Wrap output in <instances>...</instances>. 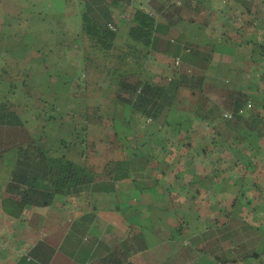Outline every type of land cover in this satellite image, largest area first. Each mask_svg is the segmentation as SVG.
Here are the masks:
<instances>
[{"label": "crops", "instance_id": "0c3cea01", "mask_svg": "<svg viewBox=\"0 0 264 264\" xmlns=\"http://www.w3.org/2000/svg\"><path fill=\"white\" fill-rule=\"evenodd\" d=\"M150 1L113 12L115 45L137 8L165 22ZM198 1L204 10L169 33L179 53L145 61L154 83L188 77L158 126L111 104L104 82L79 89L84 0H0V101L46 153L95 172L122 163L78 194L20 210L5 193L15 153L0 154V264H264V0ZM239 95L251 108L229 123L225 106Z\"/></svg>", "mask_w": 264, "mask_h": 264}, {"label": "trees", "instance_id": "16d2710c", "mask_svg": "<svg viewBox=\"0 0 264 264\" xmlns=\"http://www.w3.org/2000/svg\"><path fill=\"white\" fill-rule=\"evenodd\" d=\"M128 3L129 0H84L80 22L82 41L79 89L83 92L94 91L99 83L104 82L106 97L111 104L129 105L133 113L141 118L163 126L179 88L187 84L188 77L176 73L163 76L159 82L154 83L146 80L143 75L145 61L152 50L177 55V43L172 41L175 38L169 39L172 37L170 31L182 21L189 22L192 14L204 8L200 9L198 0L169 3L151 0L150 5L161 14L165 22L162 24L148 10L137 8L125 43L117 46V29H111L109 24H112L113 12ZM241 3L246 10L250 9L249 2ZM260 52L264 53L262 47ZM178 57L186 61L187 55ZM248 103L246 96H237L225 106V110L231 113V117L225 120L231 123L233 120L239 122L244 119ZM240 110H244L243 113ZM105 118L109 122L113 119ZM99 120L104 122L101 116ZM83 133L84 130L74 125L72 139L79 140L81 154L85 158L88 143ZM9 151H14L15 158L5 186L6 199L13 208L20 210L26 206L49 205L59 194H78L92 182L112 178L122 166L121 162L108 161L100 172H95L65 156L46 153L38 147L10 105L0 101V154ZM156 183L136 185L147 187ZM4 209L9 214L17 215L16 211L6 207ZM16 264L34 263L21 257Z\"/></svg>", "mask_w": 264, "mask_h": 264}, {"label": "built area", "instance_id": "2783aa9c", "mask_svg": "<svg viewBox=\"0 0 264 264\" xmlns=\"http://www.w3.org/2000/svg\"><path fill=\"white\" fill-rule=\"evenodd\" d=\"M177 2H179V0H178ZM109 27H110L111 29H114V27H113L111 24H109ZM175 65H176V66H179V60H178V59L175 60ZM247 107H248V108H251V104L248 103V104H247ZM243 111H244V110H240V112H242V113H243ZM223 116H224L225 118H230V117H231V113H227V112H225V113H223Z\"/></svg>", "mask_w": 264, "mask_h": 264}]
</instances>
